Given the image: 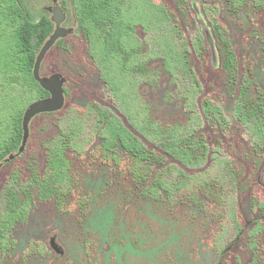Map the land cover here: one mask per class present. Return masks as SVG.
Instances as JSON below:
<instances>
[{"label":"rangeland","instance_id":"rangeland-1","mask_svg":"<svg viewBox=\"0 0 264 264\" xmlns=\"http://www.w3.org/2000/svg\"><path fill=\"white\" fill-rule=\"evenodd\" d=\"M17 1L25 9L29 24L43 25L40 43L30 35L32 28L25 35L32 39L28 44L31 52L27 53L35 56L30 63L33 69L40 50L57 28L54 10L61 8L65 16L61 27L69 34L46 54L40 73L42 77L61 76L67 94L65 106L56 116L31 121L28 142L20 153L26 110L50 95L40 98V89L31 85L21 66L0 58V193L14 172H22L21 180L28 177L33 162L39 179H49L56 186L47 200L34 193L27 218L18 221L12 235L0 245V264H236L237 256L248 261L244 249L236 244L229 205L224 203L227 185L216 173L215 164L192 172L198 179L171 202L165 192L158 200L145 198L143 187L136 184L137 170L129 157L118 149L119 156L112 157L97 131L92 103L109 108L124 123L129 121L155 135L158 129L153 126L166 130L197 127L199 100L187 101L177 95L179 89L176 91L172 81L177 77L174 54L157 39L162 33L161 20H150L144 31L142 24L146 21L134 17L124 31L127 46L113 48L109 28L81 25L75 0ZM189 1L193 24L208 47L206 62L197 65L205 95L231 118L232 100L221 83L205 10L220 8L242 71L251 64L263 90L264 62L253 30L264 34V16L250 13L234 17L219 0ZM134 4L137 6V2ZM46 22L49 25L45 26ZM21 23L9 12L0 16V54L6 38ZM56 119L59 130L54 128ZM204 126L213 149L220 143L226 154L229 150L238 155L247 151V138L237 126L232 125L225 136ZM21 128L22 133L17 135ZM61 134L65 141L62 147L58 145ZM56 147L59 156L52 153L58 150ZM246 166L248 176H256V191L264 199V165L258 172ZM248 199L245 194L241 201L244 230L251 224Z\"/></svg>","mask_w":264,"mask_h":264},{"label":"trees","instance_id":"trees-1","mask_svg":"<svg viewBox=\"0 0 264 264\" xmlns=\"http://www.w3.org/2000/svg\"><path fill=\"white\" fill-rule=\"evenodd\" d=\"M219 2L234 17L250 13L264 16V0ZM75 6L81 25L86 28L98 26L109 28L108 38L111 42L107 41L113 48L115 45L127 46L128 40L125 42L124 31L134 17L146 21L142 24L144 31L150 20H161L162 33L157 39L163 40L171 54H174L177 77H172V81L177 87L176 91L179 89L177 95L187 101L189 98L193 101L199 100L197 127L166 130L160 126H153L155 130L158 129L156 130L158 134L155 135V132L146 131L129 121L127 124L124 123L109 108L92 103L97 114V131L112 157L119 156L118 150H121L125 157H129L137 170L136 184L139 188L143 187L145 198L158 200L163 195L162 192H165L167 201L171 202L177 194L198 179L192 172L203 169L205 164L211 166L215 164L216 173L224 185H227L224 203L229 205L228 216L238 237L236 244L238 248L244 249L248 256L246 262L237 256L236 264H264V199L256 191V179L253 181L256 176H248L246 166L249 164L258 172L264 165V90L259 85L251 64L246 65L242 71L231 35L222 23L220 8L208 7L209 12L205 10V13L210 18L211 37L217 52L221 83L232 100L231 118L220 104L205 95L197 65L206 62L208 47L204 36L195 28V23L193 24L192 5L189 0H171V3L157 0H75ZM7 12L22 23L15 28L9 38H6V46L0 58L14 65L19 64L30 78L31 85L40 89V98L49 96L34 79V69L30 63L35 56L27 53L31 52L32 46L29 48L28 44L32 39L25 36L28 35L27 30L32 28L33 32L30 31L32 33L30 35L40 43L42 36L40 30L43 25L29 24L26 11L17 0L0 1V16ZM46 24L49 25L46 22L45 26ZM253 31V38L259 43L260 56L264 62V34L257 28ZM211 37L208 36L209 43ZM58 113H46L37 117H54ZM204 124L211 130L220 131L224 136L232 125L237 126L247 138L245 154H232L230 150L229 154L223 153L220 143L213 149L208 143ZM54 128L59 130L58 119ZM21 133L22 128L17 135ZM62 134L58 140L61 147L65 145ZM59 148L56 147L58 150H52L55 151L52 153L59 156ZM33 163L28 167V177L21 180L22 172H14L0 193L1 246L2 242L12 235L16 223L27 218L30 207L34 205V193L41 195L40 199L47 200L56 190L51 180L39 179L37 166ZM159 168H163L161 173L158 172ZM163 172L165 174H162ZM245 194L249 196L247 217L251 221L246 230L241 209V201ZM189 198L200 206L194 196Z\"/></svg>","mask_w":264,"mask_h":264},{"label":"water","instance_id":"water-1","mask_svg":"<svg viewBox=\"0 0 264 264\" xmlns=\"http://www.w3.org/2000/svg\"><path fill=\"white\" fill-rule=\"evenodd\" d=\"M54 21L57 24V28L53 35L44 44L40 53L37 57L36 64L33 70V76L35 81L40 85V87L49 93V98L42 99L34 104H32L25 112L23 120V143L20 148V153L24 152L26 144L29 139V125L31 121L42 114L46 113H56L61 111L65 106L66 93L64 90V80L59 75H53L50 77H42L40 73L41 64L49 52V50L60 40L69 34V31L61 27L65 20V16L61 8H56L54 10ZM10 159H13L11 157Z\"/></svg>","mask_w":264,"mask_h":264}]
</instances>
